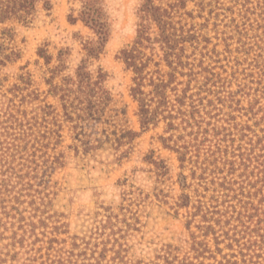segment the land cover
Listing matches in <instances>:
<instances>
[{
	"label": "rangeland",
	"instance_id": "1",
	"mask_svg": "<svg viewBox=\"0 0 264 264\" xmlns=\"http://www.w3.org/2000/svg\"><path fill=\"white\" fill-rule=\"evenodd\" d=\"M47 1L29 22L0 21V264H264V0H154L191 35L180 52L198 78L190 93L204 98L202 157L221 144L235 160L233 174L220 162L224 171L211 165L203 178L164 143L166 121L142 129L134 73L119 56L143 0H92L108 37L89 69L103 68L112 97L98 128L67 117L55 91L98 39L80 19L87 0ZM189 78L178 75L180 88ZM124 129L139 135L120 139ZM234 181L226 197L221 185ZM199 199L222 210L220 222L192 215Z\"/></svg>",
	"mask_w": 264,
	"mask_h": 264
},
{
	"label": "trees",
	"instance_id": "2",
	"mask_svg": "<svg viewBox=\"0 0 264 264\" xmlns=\"http://www.w3.org/2000/svg\"><path fill=\"white\" fill-rule=\"evenodd\" d=\"M40 2H44V7L50 9L51 5L47 0H0V21L4 22L15 17L24 22H29ZM173 15L172 10L156 4L154 0H143L139 8L140 22L134 42L130 47L120 51L119 57L126 64V67L134 73L131 95L139 106L138 115L142 129L147 130L151 124H156L161 120L166 121V131L170 132V135L162 137V139L166 146L179 154L182 166L186 160L193 164V178L198 174V169L203 171L200 174L203 178L204 172L212 170L210 169L211 165H214L215 169L224 171L226 162L231 165L228 174H233L236 171L235 160L223 153L221 144L215 145V148L209 147L207 153H204V157H202V146L209 140V128L203 125L205 116L200 115L204 109L202 107L205 106L204 98L200 95L201 93H190L191 82L195 79L198 81V78L193 65L189 67V72L185 71L187 67H185L186 63L182 60L183 55L180 51L184 49L182 43L188 41L191 35L185 34L184 31L181 34L178 33L179 29L172 22ZM77 19L71 17L72 21H77ZM80 19L94 30L98 39L85 45L87 59L78 66L75 76L71 75L64 78L65 82L62 85H55V91L62 90V93L59 94H61L60 98L63 101L67 117L74 120L73 115L76 114L81 120L94 121L95 128H98L108 113L107 109L112 97L104 85L106 73L103 68L98 67L94 72L89 69V62L101 54L107 41L108 27L100 10L93 5L92 0L84 2ZM39 55L45 57L47 62L50 61L51 57L47 55L46 50L40 49ZM156 57L159 59L157 60ZM162 64L170 69L165 71ZM211 74L215 76L214 73ZM178 75L191 78H189L188 83H185V87L180 88L184 82L178 80ZM198 95H200L199 98H194ZM47 107H51V105H47ZM172 130L179 132L174 133ZM121 132L117 136L120 139H134L139 135L137 131L132 129H124ZM170 141L174 144L171 145ZM201 157L202 161L200 160ZM220 162H224V165L219 166ZM182 176L184 175L182 174ZM234 183L235 181L229 186L222 183L221 186L226 192V197H236V195L230 194ZM185 185L184 183L183 186ZM182 199L181 204L187 206L190 202V196L183 194ZM216 201L219 200L216 199ZM195 207L197 209L192 213L193 216L197 215L199 210H203L202 216L208 222L213 220L220 222L221 219L215 217V214L221 216L222 213L217 205L204 204L202 199H199V205ZM213 227V224L210 223L202 226L206 235L209 230H213ZM247 228L252 231L251 226H247ZM253 241L255 240L250 239L249 246ZM197 250L199 251V249ZM85 254L86 252H81L78 256ZM102 258L104 256L100 258L91 257L92 262L88 264H101ZM54 261L59 264L64 263L61 259Z\"/></svg>",
	"mask_w": 264,
	"mask_h": 264
}]
</instances>
